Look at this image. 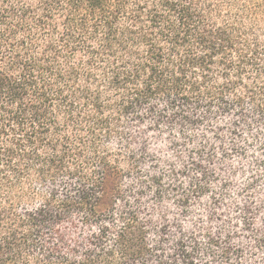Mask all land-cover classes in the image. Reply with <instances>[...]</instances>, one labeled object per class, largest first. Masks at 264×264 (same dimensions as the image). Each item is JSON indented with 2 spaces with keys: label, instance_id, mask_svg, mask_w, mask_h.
I'll return each instance as SVG.
<instances>
[{
  "label": "trees",
  "instance_id": "1",
  "mask_svg": "<svg viewBox=\"0 0 264 264\" xmlns=\"http://www.w3.org/2000/svg\"><path fill=\"white\" fill-rule=\"evenodd\" d=\"M227 1L0 0V264H264L250 219L246 247L146 212L149 193L186 214L209 186L144 177L128 134L166 128L189 150L202 127L221 142L217 120L235 138L264 123V0Z\"/></svg>",
  "mask_w": 264,
  "mask_h": 264
},
{
  "label": "rangeland",
  "instance_id": "2",
  "mask_svg": "<svg viewBox=\"0 0 264 264\" xmlns=\"http://www.w3.org/2000/svg\"><path fill=\"white\" fill-rule=\"evenodd\" d=\"M224 2L223 13L229 1ZM217 121L215 126L217 128H213L215 131L220 127L225 128L221 133V142H216L213 138L215 134L208 132L206 129L208 127H202L192 133L196 144L190 145L191 151L180 148L183 140H178L177 143L173 141L176 133H170L166 128L159 132L152 131L150 124L136 123L135 120L127 121L131 144L142 167L141 175L146 177L162 174L165 184L168 185L172 181L174 171L180 181L177 184L183 187L182 191L185 192L192 191L190 184L196 179L209 186L206 196L192 198L191 209L186 214H182L181 208L177 207L175 202V196L172 195L155 205V198L148 193L140 203L146 212L167 213L169 224L172 225V234H177L181 226L193 227L200 234L211 232L215 237H220L233 246L244 242L248 247L252 234L245 231L241 221L250 219L254 231H264V155H262L264 123L255 121L250 126L245 124L240 128V135L235 138L227 131L226 127L229 125L225 124L231 121ZM204 135L212 142L215 150L211 162L204 160L203 157L200 159L197 155ZM232 144L240 146L244 153L240 155L230 152ZM225 151L232 154L226 158L223 156ZM192 153L197 160L203 162L207 182H204L203 177L192 167ZM136 178H139L137 174L132 178H123L119 183L121 189L127 190L128 186H133L137 191L140 190V179ZM114 186L115 184L108 186V199L114 192ZM128 198L135 202L137 197L128 193Z\"/></svg>",
  "mask_w": 264,
  "mask_h": 264
}]
</instances>
